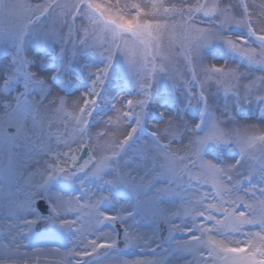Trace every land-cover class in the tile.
<instances>
[{
	"label": "snow or ice",
	"instance_id": "snow-or-ice-1",
	"mask_svg": "<svg viewBox=\"0 0 264 264\" xmlns=\"http://www.w3.org/2000/svg\"><path fill=\"white\" fill-rule=\"evenodd\" d=\"M0 264H264V0H0Z\"/></svg>",
	"mask_w": 264,
	"mask_h": 264
}]
</instances>
